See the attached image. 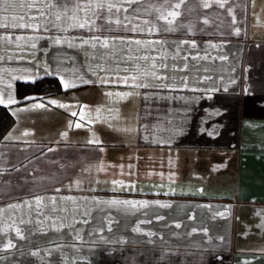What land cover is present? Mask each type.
Wrapping results in <instances>:
<instances>
[{
    "label": "crops",
    "instance_id": "crops-1",
    "mask_svg": "<svg viewBox=\"0 0 264 264\" xmlns=\"http://www.w3.org/2000/svg\"><path fill=\"white\" fill-rule=\"evenodd\" d=\"M219 3L0 8V264H264V0Z\"/></svg>",
    "mask_w": 264,
    "mask_h": 264
},
{
    "label": "snow or ice",
    "instance_id": "snow-or-ice-1",
    "mask_svg": "<svg viewBox=\"0 0 264 264\" xmlns=\"http://www.w3.org/2000/svg\"><path fill=\"white\" fill-rule=\"evenodd\" d=\"M70 2L73 4L74 8L80 12H84V11H88L91 12V16H87L85 18V22L81 23L78 21L75 12L73 14L72 19L76 20L77 22L75 23L74 26L77 27H88L89 26V22L92 24V26H94L95 24V19H103L100 15V13L97 11V9H101V10H105L106 13H112L113 9L116 10V12H121L123 11H127V8H124V5L127 4L129 7H131V5L133 3H138L139 0H116L115 3L112 2V0H88V4L87 5H81L78 0H70ZM181 2H183V0H181ZM217 2L219 3V0H217ZM9 0H0V8H2L3 5L8 4ZM28 3V7L32 8L36 5H38L39 3H41V0H27ZM66 3V0H43V4L44 7L49 8V10H51L54 7H57L58 5H64ZM205 7H208L209 5L207 3L204 4ZM220 7H224L223 3H219ZM180 8V4L177 3L175 4V9H179ZM4 11H7V8H3ZM67 9H65V15L67 13ZM135 11V10H133ZM51 14V12H50ZM41 15H43V13H41ZM179 15L178 11H173V12H169L168 16H164L161 15L159 17V19H163L166 20L167 23L171 24L172 20L168 19L169 16H171L173 19H175V17ZM55 19L57 21H59L61 19V13L59 11L56 12L55 14ZM125 19H128V17H125ZM106 23H112V21L110 20H105ZM131 21L129 20V23ZM116 23H122L120 20H117ZM145 23H148L147 21H145ZM26 25L23 24H14L12 25V27H25ZM0 27H8V25L5 24H0ZM135 30V29H133ZM149 30H152L151 28H149ZM95 42H90V41H85V43H92L93 47L96 46V42H100L98 40V38H94ZM102 46L107 47L108 46V41L104 40L102 41ZM14 100L9 99V103H14ZM0 103H3L2 100H0ZM55 103V102H53ZM36 107H43V105H37ZM72 115H76V113H72ZM77 127H80L79 124L76 125ZM40 201L37 200V204H39ZM111 203H116V202H111ZM125 203H129V202H125ZM10 207H19V205H11ZM17 235H20V230L17 229ZM14 245L11 244V242H9V244L7 245V247H13Z\"/></svg>",
    "mask_w": 264,
    "mask_h": 264
},
{
    "label": "trees",
    "instance_id": "trees-1",
    "mask_svg": "<svg viewBox=\"0 0 264 264\" xmlns=\"http://www.w3.org/2000/svg\"><path fill=\"white\" fill-rule=\"evenodd\" d=\"M63 91L60 79L55 75H43L33 80H16L14 93L16 98L27 95L45 96ZM14 123V117L7 105L0 103V141Z\"/></svg>",
    "mask_w": 264,
    "mask_h": 264
},
{
    "label": "rangeland",
    "instance_id": "rangeland-1",
    "mask_svg": "<svg viewBox=\"0 0 264 264\" xmlns=\"http://www.w3.org/2000/svg\"><path fill=\"white\" fill-rule=\"evenodd\" d=\"M80 264H81V262H80Z\"/></svg>",
    "mask_w": 264,
    "mask_h": 264
}]
</instances>
